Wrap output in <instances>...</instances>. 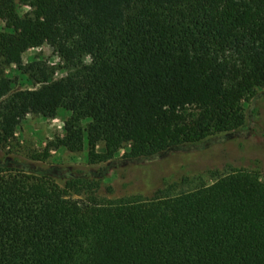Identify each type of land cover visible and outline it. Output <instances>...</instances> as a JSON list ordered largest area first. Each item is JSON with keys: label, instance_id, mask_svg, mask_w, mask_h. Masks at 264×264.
Returning <instances> with one entry per match:
<instances>
[{"label": "trees", "instance_id": "trees-1", "mask_svg": "<svg viewBox=\"0 0 264 264\" xmlns=\"http://www.w3.org/2000/svg\"><path fill=\"white\" fill-rule=\"evenodd\" d=\"M18 3L32 10L21 16ZM0 19V145L28 114L70 112L43 158L59 148L87 149L91 163L122 148L157 156L241 127L242 100L264 87V0H0ZM44 44L64 76L23 64ZM12 65L39 86L15 88ZM170 191L74 198L0 167V264H264L257 171Z\"/></svg>", "mask_w": 264, "mask_h": 264}, {"label": "rangeland", "instance_id": "rangeland-1", "mask_svg": "<svg viewBox=\"0 0 264 264\" xmlns=\"http://www.w3.org/2000/svg\"><path fill=\"white\" fill-rule=\"evenodd\" d=\"M17 10L23 16L32 8L18 3ZM5 26L0 19V30ZM35 60L54 67V78L67 73L63 59L48 44L24 52L23 64ZM6 74L14 78L15 88L39 86L18 65L10 66ZM241 103L245 122L235 130L208 134L197 142L183 143L152 157L128 158L126 148H122L112 159L99 163L89 161L87 149L72 152L59 148L43 158L48 141L64 134V118L70 112L60 110L54 118L31 113L20 122L14 138L0 145V167L8 172L52 179L74 198H149L164 188L177 193L211 184L234 168L257 171L264 179V87L256 88ZM190 112L195 114L197 110ZM102 149L100 144L97 150ZM172 184L177 186L169 188Z\"/></svg>", "mask_w": 264, "mask_h": 264}]
</instances>
